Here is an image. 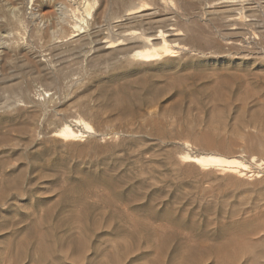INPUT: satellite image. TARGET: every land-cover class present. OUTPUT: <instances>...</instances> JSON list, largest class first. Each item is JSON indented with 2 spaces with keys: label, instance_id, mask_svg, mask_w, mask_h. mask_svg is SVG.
<instances>
[{
  "label": "rangeland",
  "instance_id": "374dc122",
  "mask_svg": "<svg viewBox=\"0 0 264 264\" xmlns=\"http://www.w3.org/2000/svg\"><path fill=\"white\" fill-rule=\"evenodd\" d=\"M122 5L0 0V264H218L264 236L262 178L180 158L264 162L244 135L264 117V43L183 19L178 56L141 62L168 11L118 25ZM78 119L92 127L80 141L52 137Z\"/></svg>",
  "mask_w": 264,
  "mask_h": 264
},
{
  "label": "bare ground",
  "instance_id": "6f19581e",
  "mask_svg": "<svg viewBox=\"0 0 264 264\" xmlns=\"http://www.w3.org/2000/svg\"><path fill=\"white\" fill-rule=\"evenodd\" d=\"M159 6L166 8L168 11L165 18H162V21L164 19L165 26L164 28L162 27L163 30H159L154 34L151 33L146 35L144 34L145 32H143V34L146 35L144 37L143 45L140 46L141 48L139 49L134 48L135 50L130 56L132 59L134 58V60L151 63L177 57L178 52L175 51V48L178 49L181 45L178 41L182 42L187 31H190L187 27L188 24L197 23L199 17L203 18V20L205 19V27L210 29L209 31H211V33L219 35L221 39L227 41L230 45H241L247 42L258 44L264 43V0H126V5L124 6L126 7L125 9L122 5L125 13L119 20L117 19L118 21L116 22L120 25L121 21L126 22V20H129L132 22L150 18L156 14ZM91 8L92 6L89 3H85L86 15L90 16V12L92 11ZM12 13L14 12L12 11ZM15 15L17 14L15 13ZM183 19L186 21L184 24H187L186 30L181 29ZM149 22L151 23L152 21ZM146 23L148 22L146 21ZM164 24L162 22V25ZM13 25H15V23ZM191 26L190 27L194 29L195 25ZM155 27L158 28L157 26ZM76 28H78V26H76ZM119 33H121V31H118V34ZM193 34L195 35V33ZM5 37H7V35L3 37V41L6 40L4 39ZM1 39L2 37L0 36V54L2 53V49L6 47L5 43L7 41L1 42ZM192 41L195 43L200 42L198 36L195 38L193 37ZM74 124V126H71L68 123H63L56 131H54L52 137L63 141L73 142L80 141L84 138V133L92 132V127L81 119L75 120ZM75 126H82V129H77ZM248 126L252 127L255 133L244 134L246 139L249 144L253 143V145L264 154V117H261L259 120L255 119L250 121ZM242 157L237 155H224L216 151H201L183 152L180 158H182L184 162H188V164L191 163L204 171H221L228 173L232 176L238 177V181L239 178L242 177L256 178L259 179V181L260 178H262L260 183H264V162L257 160L253 156L247 162ZM254 230L256 231V228H254ZM255 231L253 232L254 235L257 233ZM251 241H247V243L244 241L245 244L242 243L244 245H237L233 251L223 254L218 260V264H239L244 258H247L246 264H264V236L259 237L256 241L253 240L254 242Z\"/></svg>",
  "mask_w": 264,
  "mask_h": 264
}]
</instances>
